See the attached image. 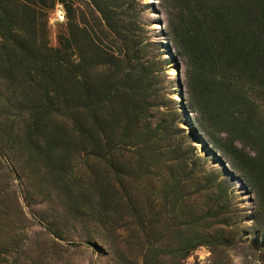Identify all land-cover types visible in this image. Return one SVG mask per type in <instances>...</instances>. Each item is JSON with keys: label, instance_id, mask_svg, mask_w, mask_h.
Wrapping results in <instances>:
<instances>
[{"label": "rangeland", "instance_id": "374dc122", "mask_svg": "<svg viewBox=\"0 0 264 264\" xmlns=\"http://www.w3.org/2000/svg\"><path fill=\"white\" fill-rule=\"evenodd\" d=\"M93 1L66 2L99 35ZM116 1L127 25L140 23L134 32L146 47L140 58L163 141L120 143L108 155L99 149V119L91 127L66 101L48 105L24 69L5 68L0 56V264H264V175L235 169L216 144H234L251 158L257 147L206 107L194 64L167 33L173 4ZM42 21L46 43L60 47L70 33L64 5ZM102 42L120 54V43ZM251 81L224 91L231 111L254 121L264 114V87ZM39 107L44 114L35 118Z\"/></svg>", "mask_w": 264, "mask_h": 264}, {"label": "trees", "instance_id": "16d2710c", "mask_svg": "<svg viewBox=\"0 0 264 264\" xmlns=\"http://www.w3.org/2000/svg\"><path fill=\"white\" fill-rule=\"evenodd\" d=\"M66 1L0 0V56L5 58V68L12 70L17 64L24 69L48 105L57 108L66 101L74 113L83 112L91 127L95 126L92 119H99V149L105 148L108 155H114L115 145L120 143L142 148L162 142L164 123L158 121L151 103V73L140 58L146 47L138 45L140 37L134 32L140 25L137 17L127 25L116 0L113 5L94 0L92 5L99 14L98 35L78 21L74 8ZM58 2L65 7L70 33L60 37V47L52 48L46 43L42 20H47ZM163 2L173 4L167 33L175 49L194 64L193 78L200 81L206 107L225 129L230 124L235 128L229 130L230 134L250 139L257 155L251 158L245 151L234 149V144L213 143L228 153L235 169L247 165L263 176L264 133L259 124L264 122V114L253 121L246 118L245 112L231 111L224 88L237 89L240 81L257 78L264 87V0ZM102 37L120 43V54L106 50ZM98 58L99 68H89ZM238 97L243 96L239 93ZM41 114L44 109L39 107L35 118ZM31 128L39 129L34 119Z\"/></svg>", "mask_w": 264, "mask_h": 264}]
</instances>
